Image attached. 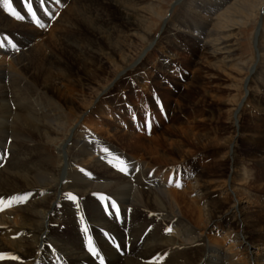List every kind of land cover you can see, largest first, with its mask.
<instances>
[{
  "label": "bare ground",
  "instance_id": "1",
  "mask_svg": "<svg viewBox=\"0 0 264 264\" xmlns=\"http://www.w3.org/2000/svg\"><path fill=\"white\" fill-rule=\"evenodd\" d=\"M227 1L209 0L210 14L196 20L197 24L187 22L182 27L188 28V34L203 50L215 80L218 79L216 72L222 70L233 73L238 85L251 81L264 89V48L257 45L264 35L258 30L255 33L253 43L258 53L255 62L262 58L263 63L251 77L249 75L250 79H243L251 69L247 63L237 60L236 46L232 44L234 31L248 26L250 21V16L245 17L246 22L240 20L239 12H254L258 7L251 5V0ZM155 2L143 7L142 0H83L82 5L60 17L55 30L51 31L53 36H49V41L53 49L48 55L45 42L38 41L34 47L21 51L26 43L15 45L9 43L6 34L0 36L4 41L0 47V154H4L3 158L9 155L5 166L0 162V168L3 166L0 204L3 197H10L9 201L13 200L17 206L0 214V254L3 256L0 264H264V238L261 237L264 210L249 211L229 199L203 201L209 195L206 187L216 183L209 182L212 176L221 182L225 197L232 192L243 196L241 189H229V178L243 175L245 180L235 182L237 187L247 186L252 181L257 187L261 185L263 179L259 174L254 172L246 179L241 173L245 160L240 157L242 153L236 152V148L225 155L222 153L221 160L214 164L219 172L204 170L197 176L191 172L187 178L180 173L182 165L192 164L190 157L214 147H207L206 141L209 145L217 142L218 149H230L234 144L232 135L238 132L232 123L228 126L230 137L223 134L212 141L208 135L200 133L205 123L198 120L201 114L189 113L186 118L189 108L204 104L190 103L191 95L208 90L210 81L199 78L201 83L193 81L195 84L188 88L190 93L182 97L184 101L172 107L171 117H166L168 111L163 104L158 120L149 121L148 113L153 116L156 109L147 103L123 109L120 114L116 112L124 122L127 115H132L139 131L150 133L147 123L151 122L153 141L138 134L120 135V125L112 122L102 130L96 124L92 131L91 118L84 124L80 121V115L91 107L87 100L89 87L109 80V67L124 72L131 66L132 52L137 46L135 36L140 34L146 38L145 17L156 12L153 10ZM51 6L45 4L49 13L54 8ZM259 7L258 14L263 8ZM28 12L29 20L40 24L51 16L41 10L39 1L35 7L29 4ZM18 25L0 11V33L19 28ZM172 30L167 29L166 36L154 48L166 56L178 49L174 34L169 36ZM194 32L196 34L192 35ZM55 33L62 34L63 41L56 39ZM34 35L38 36V32ZM162 43H166L167 48ZM5 47L8 50L2 49ZM175 55L169 59L177 57ZM158 59L159 56H155L151 60L152 69H169L163 60L157 64ZM147 74L150 77L140 76L137 83L154 97L156 72L148 69ZM127 87L133 88L132 85ZM142 98L143 101L149 99ZM255 99V106H261L259 98ZM96 108V116L108 111L105 107ZM259 110L264 111V105ZM183 114L185 119L181 117ZM222 116L209 121H221ZM75 117L78 120L66 135L69 121ZM164 119L183 129L187 127L181 137L174 127L167 128L171 137L180 138L169 140L172 144L157 134ZM251 129L248 126L245 131H255ZM63 139L64 143L58 147L59 157L47 156L51 144ZM257 150L251 145L247 157H256ZM227 161H233L234 165L227 167ZM55 163L62 167L54 166ZM190 195L195 197L189 199ZM112 201L118 214L112 209ZM231 215L234 220L230 219ZM48 219L61 221L66 230L51 231L46 225ZM213 231L225 232L224 239L213 241L209 235ZM16 235L18 239H14ZM250 235H253L251 239ZM225 239L228 241L224 242Z\"/></svg>",
  "mask_w": 264,
  "mask_h": 264
},
{
  "label": "rangeland",
  "instance_id": "2",
  "mask_svg": "<svg viewBox=\"0 0 264 264\" xmlns=\"http://www.w3.org/2000/svg\"><path fill=\"white\" fill-rule=\"evenodd\" d=\"M38 1L39 0H0V11L4 13L10 20L17 22L19 24L18 25L19 28L18 27H16V29L12 28L9 29V31L4 30L5 32L3 33L1 32L0 36H4V34H6L5 37L9 38V41H11V43H15V45L18 44L17 42L26 43L27 44L26 46H28V48L26 46L24 48L22 47L21 51H27L28 49L34 47V45L38 43V41L42 43L45 42L44 44L46 45H44V48L46 54L48 55L50 54V51L53 49V46L49 41V36L50 37L53 36L51 35V31L55 30L56 27L55 25L63 16L68 15L69 9L79 7L80 5L83 4L82 3L83 0H59V3H54V4L52 3V6L49 5L52 8L54 7L51 10L52 11L51 16L50 17L48 16L47 19L45 18L46 21L44 22V24H40L41 22L37 23L36 21L29 20L28 18L29 17L28 5L30 4L32 7H35ZM142 1L144 2L141 3L143 4L142 5L143 7H147L153 2V0H142ZM155 1H156L155 2L156 5L153 7V10H155L156 12L152 10V12H154L152 16L146 15L145 17L146 18L145 23L147 24L145 29V33L147 34L146 38L144 35H140V34L135 36V39H137L136 40L137 46L132 52L131 66L129 68L124 69V72L119 71L117 67L111 66L109 67L110 75H111L109 80H107L105 83H102L101 85L96 84L94 86L89 87L90 90L88 89L87 92V97L89 99L87 100H89L91 107L90 109L87 110V113L85 114L83 113L80 115L81 123L84 124L88 121L89 118H91L89 119V122H91L89 123V126L92 131H94V129L92 128L94 127V125L96 126V124L98 125L97 127H99L101 130L104 129V126L113 124L117 126L120 125V127L118 128L120 131L119 133L120 135H127V133H132L141 136L143 135L144 137H148L149 139H152L154 138L155 134L154 132H152V130H150L151 122H150V127L148 126L149 123H147L148 130L150 133H146L144 130L139 131L136 129L135 119L131 117L132 115H127L126 122L122 120L123 118L119 115L120 113H122L121 110L126 108H135L136 106L141 107L142 103H147L152 106L154 105L155 107L153 108L156 109L155 112L152 114L153 116H151L148 113L149 121L155 120L156 118L158 120L161 118L160 112L162 111L159 110L163 104L164 107L166 106V111H168L166 112L167 114L166 117H169V115L171 117V115H173L172 107L176 108L178 107V103L184 101L183 100L184 98L182 97L183 95L186 94V92L190 93L188 88L195 84L193 81L201 83L199 82L198 78L203 79V81L204 80H207L208 82L210 81L212 84L211 86H209L210 88L208 90L206 91L201 90V92L191 95V99L189 100L191 101L190 103L192 104L204 103V104H202V106L200 107H195L193 105L194 107L189 108L185 112L186 118L188 117L189 113L196 114L195 112H198V115L201 114L198 120L199 121L204 120L205 123L203 124L202 132L200 131V133L202 134V136L208 135L207 137H209V139L212 141H215L216 140L215 138L217 137L224 136L223 134H225L226 137H230V134L228 133L229 132L228 126H230L232 123H235L238 132H236L235 134L233 133L232 135L234 136V139L232 141L234 144L231 145L230 149H228L227 147H221L218 149L217 148L218 145L216 144L217 142L215 144L212 143L209 145V143L206 141L204 144L207 143V147L209 146H214V147L211 149L207 148L206 150L203 149L196 156L190 157L189 159L191 158L193 159L192 164L188 163L186 165H182V167L180 168V173L185 178H187L190 175L189 173L191 172L192 174L195 172L197 176L204 170L211 171L216 166V165L214 166V164H216V162L221 160L220 156L222 155V153L225 155L228 151L230 152L235 151L236 148L238 149L236 152L242 153L240 157L243 156V158L245 159L243 162V166L240 168L242 169L241 173L245 175L246 179H248V177H250L251 174L254 172L256 174H259L260 178L263 179V181L260 182L261 185L257 187L252 183L253 182L252 181L250 182V184H247V186L237 187L235 182L239 180H245L243 179V175L237 176L235 177V179L232 180L231 178H229L228 181L229 189L232 190L239 188L243 191L242 192L243 196H238L236 195V192H232V194L227 195L225 197L222 195L223 190H221L222 189L221 182L219 183V181H215L217 179L212 176L208 178L209 182L214 181L217 184L216 183H213L214 185L209 184L206 187L209 191V195L205 197L203 201L205 202L207 200L208 201L222 200L226 202L229 199L232 201V203L235 204L237 203L238 205L245 207L249 211H251V209L256 210L258 208H262L261 210L263 212L264 210V111H261L259 109H261V107L264 105V89L260 88L258 83L254 84L251 81H248L246 84H243V82H241L238 85L236 84L237 81L236 82L234 81L236 76L233 75V73L230 74V72H223L222 70L221 72L219 71L216 72L218 79L215 80L213 78L212 72L210 71L212 69L207 62L208 61L207 57L203 55L204 53L203 50L200 48L198 44H196V41L193 40L192 37L188 34V28L182 27V25H184L187 22L189 24L191 23L197 24L195 22L196 20L203 18L204 15L207 16V14H210L209 12L212 7L209 6L210 5V3H208L209 0H155ZM227 2L229 3L230 0ZM204 3H207V6L209 7L206 8L207 6ZM250 4L251 5L255 4L256 7L258 8H256L257 10H255L254 12L248 10V12H246L245 14L239 12L238 16L241 17L240 20L245 21L247 20L245 19V17L250 16L249 18L250 21L248 22V26L240 27L238 28V30L234 31L233 36L235 34L236 35L234 36L235 38L233 39L232 42V44L236 46V50L238 53L237 60L241 64L247 63V66H249V68L251 69L249 71L250 74L247 72L248 75L246 74L245 77H243V79L248 78L249 75L251 77L252 74L260 66H262L261 63H263L261 62L262 58L259 62L257 63L255 62L258 56L255 47L259 45L260 47L262 46L264 48V38H262L257 45L256 43H253V41L257 30L259 32L261 31V33L264 35V0H251ZM259 5L263 7L260 14H258V10L260 9ZM69 6L72 7L69 8ZM188 9H190L189 13H187ZM85 14H84L85 16H88L86 12ZM23 15H26V17H21ZM169 28L173 29L172 32H170L169 36L171 34H174L173 38L176 39L177 42L176 47H178V49L176 48L177 50L175 52L172 53L170 52L171 54L166 56L161 51L155 50L154 48H156L155 46H157V44L162 41V38L166 36L165 34L166 30ZM36 32H38V36L34 35V33ZM195 34H196L195 32L192 33V35ZM55 35H56V39L61 40L63 38L62 34L55 33ZM147 40L149 42H146ZM148 43L151 45H148ZM163 45L166 48L168 46L166 43ZM2 49L8 50V48L6 47ZM194 51H197L198 53L196 54ZM58 53L59 52H57V54ZM174 53H176L175 56L177 57L175 58L172 57L169 59V57H171L172 54ZM155 56H159L160 58L156 60L157 64L159 63V61L163 60V63L169 69H165V70L164 68L157 69L156 68L157 66L155 67L156 69H152L151 60L155 58ZM167 58L169 60L166 61L165 59ZM148 69L151 72H156V77H155L156 83H155V87L152 89L155 95L154 97H151L150 93L147 92V90L143 89L142 87H139L137 83L140 80L138 77L148 75L147 74ZM173 74L176 75L172 76ZM148 77H150V75H148ZM130 85H132L133 88L127 87ZM146 96L149 99L143 101L142 97H146ZM255 98H259V100L262 103L261 106H255L256 104ZM98 106L105 107L106 109H108V111H105V115L101 114L100 115L101 117L96 116L94 112L97 109L96 107ZM112 109L114 110V112L112 111ZM116 112L119 114H117ZM90 114H92L93 118L90 117L91 116ZM142 115L143 118L145 119L144 113H142ZM220 115H223L221 121L218 122L215 121L216 123L209 121L214 117L217 116L220 117ZM181 117L185 119L184 114ZM166 119H164V123H162V126L158 128L159 131L157 132V134H159L163 138V140L165 139L167 142L172 144V141L169 140L173 139L175 141V139L177 140L180 138L177 136L171 137L170 130L167 128L174 127L175 129L178 130L177 133L181 137V135L186 131L187 127L184 128L185 129L184 130L183 126H180L175 122L169 123V121ZM76 120L78 119L75 117L69 121V125L65 131L66 135L69 134L70 129L71 127L74 126ZM130 125L135 129L131 130ZM248 126H251L252 127L251 130H255V131L248 130V132H246L245 129H247ZM252 132H256L257 134L261 133V134L257 135ZM122 133H126V134H122ZM64 141L65 139H63V142H56L55 144H51V146L49 147L51 150L47 151L48 153L47 156L51 157V155L53 154V156L59 157L58 147L61 144H63ZM251 145L255 146L258 149L255 153L256 157L258 158L254 156L247 157V155L249 154V147ZM0 156H2L0 157V162L3 163L5 166L6 160L9 155L5 154L4 158H3L4 154H0ZM226 158L227 160L229 159L227 156ZM57 165L58 163H55L54 166L62 167V165H58V166ZM232 165H234L233 161L231 162L227 161L226 163L227 167L229 166L231 168ZM215 171H218V169ZM232 172L233 171L230 172L231 175L233 174ZM181 191H183V189ZM193 197H195V195L194 196L190 195L189 199ZM9 200L10 197L7 198L3 197L2 203L0 204V214L7 213L8 211H11L13 207L14 208L17 207L15 205L16 203L13 200L12 201ZM59 202L60 199L58 200V202H56V205ZM59 209H61L62 212L64 210L62 206H59ZM54 214L55 213L52 214V217ZM240 215H238L239 218ZM230 219L234 220V215H231ZM46 225L48 226V228H50L51 231L54 230L62 233L63 231L66 230L65 224L61 223V221L52 222L51 219H48ZM246 229L248 230L247 226ZM224 234L225 232L223 231L221 232L213 231L209 233V235H211V238L213 237L212 238L213 241L215 240L222 241L224 239L223 237L225 236ZM252 236L253 235H250L249 238L251 239ZM261 237L264 238V232L261 234ZM18 238H19L18 235L14 236V239H18ZM226 239L224 242L228 241ZM251 248L257 250L255 246H252ZM40 249L42 251L44 249V245H42ZM118 250H119L118 252L120 253L119 248ZM1 257L3 258V256L0 254V259Z\"/></svg>",
  "mask_w": 264,
  "mask_h": 264
},
{
  "label": "snow or ice",
  "instance_id": "3",
  "mask_svg": "<svg viewBox=\"0 0 264 264\" xmlns=\"http://www.w3.org/2000/svg\"><path fill=\"white\" fill-rule=\"evenodd\" d=\"M52 4V3H59V0H39V4L41 6V10L44 11L46 14L51 15V13L48 12V9L45 7V4ZM9 43H11V41H9ZM4 41L0 40V47H3ZM150 127V124L148 125ZM73 199H75V197H73ZM104 207L106 209V211L108 210V204L105 203ZM112 209L113 211L118 214V209L116 208V204L115 201H112ZM170 230V229H169ZM84 231H87V228L84 229ZM89 243H91V241H89ZM90 251L93 252V254L95 255V251L93 249H89Z\"/></svg>",
  "mask_w": 264,
  "mask_h": 264
}]
</instances>
